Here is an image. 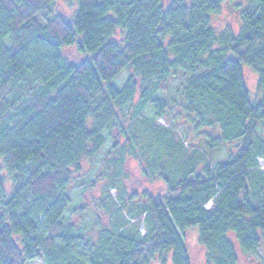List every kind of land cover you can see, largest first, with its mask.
<instances>
[{
    "label": "trees",
    "instance_id": "obj_1",
    "mask_svg": "<svg viewBox=\"0 0 264 264\" xmlns=\"http://www.w3.org/2000/svg\"><path fill=\"white\" fill-rule=\"evenodd\" d=\"M223 1L74 0L63 17L59 0H0V93L11 87L0 103V264H192V226L208 264H237V248L264 264V0H242L237 33L210 22ZM72 45L82 60L64 56ZM176 76L177 105L158 97ZM226 144L234 152L212 163ZM103 152L108 185L132 157L163 187L102 192L84 230L66 216L68 185Z\"/></svg>",
    "mask_w": 264,
    "mask_h": 264
},
{
    "label": "rangeland",
    "instance_id": "obj_2",
    "mask_svg": "<svg viewBox=\"0 0 264 264\" xmlns=\"http://www.w3.org/2000/svg\"><path fill=\"white\" fill-rule=\"evenodd\" d=\"M243 4L242 0H224L221 4L220 10L218 13H213L211 15L210 22L212 26L218 31L223 28H230L234 33H237L240 28V8ZM74 0H59L56 10L63 17H69L74 10ZM122 34L120 30H116L114 33L113 39L120 40ZM11 44V39H7L3 43V47L8 48ZM64 56L72 61L77 62L84 58V54L79 52L76 46L72 45L66 47L63 50ZM242 73L246 83L247 88L250 91V95L252 99L260 98V95L257 93L256 82H257V74L254 70H252L249 66H242ZM126 77L125 70L122 71L119 75L117 82H120ZM181 79L179 76L175 78H170V80L164 85V90L158 93L159 98L167 99L168 103L178 104L180 101V87H181ZM11 87H7L2 93H0V103L7 100L9 96ZM179 110L178 107H176ZM180 112V111H179ZM147 116L152 117L153 111L148 108ZM163 125L174 128V131L181 137V140H186L189 143L192 141V136H188L186 134L185 127L181 126L177 121H173L170 116L164 115L160 116ZM159 117L156 118L158 121ZM158 121V122H159ZM208 130V129H207ZM118 130H115L113 136L117 135ZM209 132V130H208ZM258 134L264 138V120L261 121L257 128ZM178 138V137H177ZM182 140V141H183ZM110 138L104 148L107 150L110 145ZM119 142H123V138H119ZM234 152V147L232 144L222 145L218 148L212 155L209 157L210 161L214 163L215 161L224 160L230 153ZM103 153L98 155L97 159L87 160L84 159L82 161V169L81 172L74 173L72 175V180L68 185V193L72 198V202L70 204L71 212H67L66 216L69 217L70 221L77 227V225H83L86 230L90 227L92 222L93 211L91 209L94 208V205L98 202V199L102 192L108 191L111 193L113 197H116V190L118 186H124L126 193L129 195L131 193H140L142 191H147L151 194H157L162 190V183L160 180H149L142 173V166L139 161L132 157H127L124 161L122 167V177L121 182L118 185L112 187L108 185L107 179L105 177L99 176V167H100V158L103 157ZM258 162L260 167L264 170V157L258 158ZM112 171V170H111ZM8 187V183L6 184ZM85 206L86 209L80 210L79 207ZM98 213L103 216L102 221L105 222L104 213L98 211ZM198 227L192 226L184 234V239L186 245L189 250V255L192 261V264H208L206 253L204 248L198 243L196 238V232ZM228 237L233 243V245L237 246L235 235L232 232L228 233ZM238 260L237 264H258L257 257L255 255H248L242 253L237 248ZM27 264H44L41 259H33L27 262ZM153 264H159L155 262Z\"/></svg>",
    "mask_w": 264,
    "mask_h": 264
},
{
    "label": "built area",
    "instance_id": "obj_3",
    "mask_svg": "<svg viewBox=\"0 0 264 264\" xmlns=\"http://www.w3.org/2000/svg\"><path fill=\"white\" fill-rule=\"evenodd\" d=\"M208 205V204H207Z\"/></svg>",
    "mask_w": 264,
    "mask_h": 264
}]
</instances>
